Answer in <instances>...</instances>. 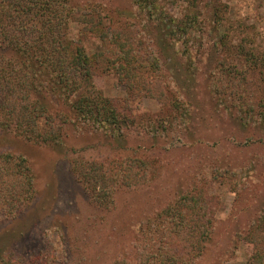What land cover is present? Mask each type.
<instances>
[{"label": "rangeland", "instance_id": "1", "mask_svg": "<svg viewBox=\"0 0 264 264\" xmlns=\"http://www.w3.org/2000/svg\"><path fill=\"white\" fill-rule=\"evenodd\" d=\"M70 2L102 13L115 43L85 39L88 53L106 54L94 83L135 123L112 139L70 122L63 147L0 131V155L26 159L34 182L17 216L0 210V264H135L144 224L195 189L215 211L194 264H249L246 238L264 234V0ZM118 43L132 54L115 65ZM127 158L150 163L151 181L93 204L72 164Z\"/></svg>", "mask_w": 264, "mask_h": 264}, {"label": "trees", "instance_id": "2", "mask_svg": "<svg viewBox=\"0 0 264 264\" xmlns=\"http://www.w3.org/2000/svg\"><path fill=\"white\" fill-rule=\"evenodd\" d=\"M102 17L96 10L77 9L70 0H0V131H16L26 139L63 147L70 122L112 139L121 138L135 123L94 83L106 54L88 53L85 39L95 34L107 47L115 43ZM73 23L82 25L74 39ZM118 44L115 65L132 54ZM116 68L121 71L124 65ZM124 72L118 71L120 79L131 81L129 69ZM147 94L158 100L165 96L163 90ZM72 170L90 201L102 208L113 205L119 189L141 187L155 175L154 167L141 158L108 164L77 159ZM33 194L27 160L0 155V210L17 216ZM214 211L202 190L181 196L144 224L148 234L138 243L135 264H194L210 237ZM262 229L246 238L254 246L249 264H264Z\"/></svg>", "mask_w": 264, "mask_h": 264}]
</instances>
